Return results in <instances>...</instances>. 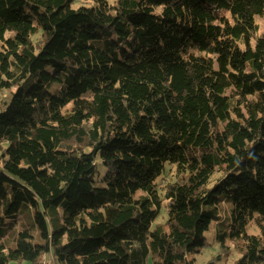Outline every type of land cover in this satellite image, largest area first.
<instances>
[{
	"label": "trees",
	"instance_id": "1",
	"mask_svg": "<svg viewBox=\"0 0 264 264\" xmlns=\"http://www.w3.org/2000/svg\"><path fill=\"white\" fill-rule=\"evenodd\" d=\"M259 18L264 0H0V264H197L214 223L204 264L236 240L235 264H264Z\"/></svg>",
	"mask_w": 264,
	"mask_h": 264
},
{
	"label": "rangeland",
	"instance_id": "2",
	"mask_svg": "<svg viewBox=\"0 0 264 264\" xmlns=\"http://www.w3.org/2000/svg\"><path fill=\"white\" fill-rule=\"evenodd\" d=\"M258 20H259L260 28H261V32H262V31H264V18H259ZM97 164H98L99 171L101 173V177H103L106 173V169L104 168V166L100 160L97 161ZM174 172H175V170H174V168H172L171 170H169L167 172V175H164L166 182H168L170 176H171V178L173 177ZM98 178H100V177H98ZM161 195L163 196V191H161ZM221 206H222V208L219 209V214L221 215L222 218L219 216L220 220H218L217 224L220 223L224 219L225 215L227 214V212L229 210V207H231L230 204L227 202H222ZM165 216L166 215L164 214L159 219L158 222H160V223L164 222ZM215 224L216 223L211 225V228L205 233V238H206L208 246L203 248L201 250V253L191 255V258L195 259L197 264H204L207 261L211 260L213 257L219 255V253H220L221 248H220V245L216 239ZM13 230H17V228H15ZM247 234L249 236H256V237L261 235L260 229L257 226H255L254 224H250L247 227ZM8 235H9V233H8ZM240 243H241L240 240L228 242V245L231 249V257L229 260L230 264H235L243 256L242 250H241L242 248H240V245H241ZM44 262L50 263V257H45ZM51 262H52V259H51ZM10 264H18V263L12 262ZM24 264H27V263H24ZM148 264H153V261L151 258L149 259Z\"/></svg>",
	"mask_w": 264,
	"mask_h": 264
}]
</instances>
